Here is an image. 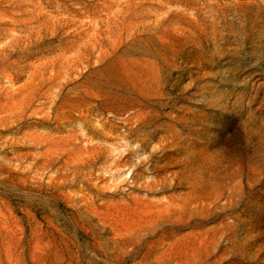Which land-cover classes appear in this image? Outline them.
<instances>
[{"label":"rangeland","instance_id":"rangeland-1","mask_svg":"<svg viewBox=\"0 0 264 264\" xmlns=\"http://www.w3.org/2000/svg\"><path fill=\"white\" fill-rule=\"evenodd\" d=\"M0 264H264V0H0Z\"/></svg>","mask_w":264,"mask_h":264}]
</instances>
